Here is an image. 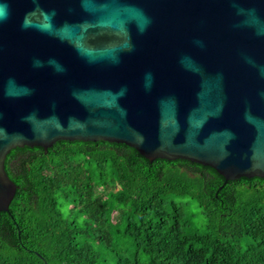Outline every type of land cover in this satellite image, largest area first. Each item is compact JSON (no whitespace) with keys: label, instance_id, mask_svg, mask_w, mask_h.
Instances as JSON below:
<instances>
[{"label":"water","instance_id":"water-1","mask_svg":"<svg viewBox=\"0 0 264 264\" xmlns=\"http://www.w3.org/2000/svg\"><path fill=\"white\" fill-rule=\"evenodd\" d=\"M59 141L264 178V0H0V213Z\"/></svg>","mask_w":264,"mask_h":264},{"label":"trees","instance_id":"trees-1","mask_svg":"<svg viewBox=\"0 0 264 264\" xmlns=\"http://www.w3.org/2000/svg\"><path fill=\"white\" fill-rule=\"evenodd\" d=\"M0 264H264V178L107 142L17 148Z\"/></svg>","mask_w":264,"mask_h":264}]
</instances>
